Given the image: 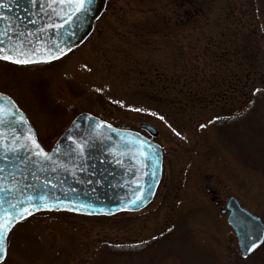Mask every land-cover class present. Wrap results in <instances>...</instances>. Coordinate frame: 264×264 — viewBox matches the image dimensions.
<instances>
[{
  "label": "rangeland",
  "instance_id": "obj_1",
  "mask_svg": "<svg viewBox=\"0 0 264 264\" xmlns=\"http://www.w3.org/2000/svg\"><path fill=\"white\" fill-rule=\"evenodd\" d=\"M1 60L0 91L47 148L86 111L152 125L163 162L143 209L35 213L0 264H264V243L242 258L220 212L234 197L264 224V0H105L57 62Z\"/></svg>",
  "mask_w": 264,
  "mask_h": 264
},
{
  "label": "water",
  "instance_id": "obj_2",
  "mask_svg": "<svg viewBox=\"0 0 264 264\" xmlns=\"http://www.w3.org/2000/svg\"><path fill=\"white\" fill-rule=\"evenodd\" d=\"M104 2L105 0H92V9L88 14L86 25L70 22L63 29H54L46 26L64 23L67 19L68 9L62 6L59 0L56 2L53 0H34V2L33 0H0V4L6 5V7L0 6V33L7 34L0 38L4 39V46L9 44L8 37L14 36L19 41L33 42L26 47L40 49L34 55H30L32 63L17 65L57 60L49 59L46 49L54 43H59L66 54L71 48L79 45L92 30L94 20L99 16ZM49 4H52V8L48 7ZM41 29L44 31L42 32ZM69 33L74 35L69 36ZM37 40L39 44L36 43ZM52 55L59 58L63 56L55 50ZM0 106L5 112L12 111L14 115L23 116L27 121L26 125H22L16 124L13 120L11 127L2 126L0 131L7 135L11 132V128L15 127L20 133L27 135L28 130L31 129L36 141L51 156L49 162L33 161L24 152L16 155L9 154L7 161L0 158V169H3L0 171V182L5 188L13 189L10 192H0V206L3 208L8 209L10 203L16 204L18 201L25 200L28 195L34 194V188L39 190L41 182L45 179H51L57 185L56 189L48 188L47 191H54L60 196L67 193L68 197L74 201L71 207L85 205L79 211H53L110 216L119 212L139 211L151 201L160 179L162 163L161 148L150 138L157 134L153 126L144 123L140 125L150 136L147 137L137 131L114 127L84 112L76 115L52 146L45 149L38 141L35 130L25 113L9 96L0 93ZM69 136H72V141L68 139ZM73 141L85 145L83 156L73 151L75 147ZM141 141L143 152L150 159L141 155L139 150ZM117 160L119 163L116 162ZM54 168L56 171H53ZM9 180L14 181V187ZM69 189L74 191L70 192ZM133 193L142 197L136 205L129 203V200L134 198ZM38 211L47 210L33 209L32 214ZM222 212H227L226 219L235 233L241 257H246L256 250L245 253L246 244L252 241L260 246L263 244L261 243L264 241L263 223L258 217L241 207L234 197L227 199Z\"/></svg>",
  "mask_w": 264,
  "mask_h": 264
},
{
  "label": "snow or ice",
  "instance_id": "obj_3",
  "mask_svg": "<svg viewBox=\"0 0 264 264\" xmlns=\"http://www.w3.org/2000/svg\"><path fill=\"white\" fill-rule=\"evenodd\" d=\"M53 2H56V0H53ZM59 3L62 6L67 7V19L64 20V23L51 24L46 27L63 29L66 24L70 22H76L78 24L86 25L88 14L92 9V0H59ZM0 6L6 7V5L3 4H0ZM48 7L52 8V4H49ZM53 11H55V9H53ZM57 15L59 14L57 13ZM41 31L43 32L44 29H41ZM3 35L7 34L0 33V36ZM68 35L71 36L74 35V33H69ZM8 39L9 44L7 46H4L5 41L4 39L0 38V59L15 64H28L33 62L29 58L30 55H34L40 49L37 47H26V45H32L33 42L31 40L19 41L16 40L14 36H9ZM36 43L39 44V40H37ZM53 50L59 52L61 56L65 54L64 48L61 47L59 43H54L51 47L46 49V51L49 53V59L59 58L58 56L52 55ZM13 120H15L16 124H27V121L23 116L14 115L12 111L5 112L4 108L0 106V127H11ZM201 127H203V125ZM68 139L70 141L73 140L72 136H69ZM21 141H23V143ZM73 143L75 145L73 151L78 155L83 156L85 145L75 141H73ZM139 150L141 155L150 159V157H147V154L143 152L142 141L139 143ZM20 152L26 153L28 158L32 159L33 161L39 160L43 162H49L51 160V156L49 155V153L45 152L41 145L36 141L35 135L31 132V129L28 130L27 135L20 133L15 127H12L11 132L7 135H5L3 131H0V158H3L5 161H7L9 159V154L16 155ZM116 162L119 163V160H117ZM0 171H3V169H0ZM53 171H56V169L54 168ZM37 179H39V177H37ZM9 183L13 184L14 187V181L9 180ZM56 187L57 185L54 184L51 179H45L41 182L39 190H36L34 188V194L28 195L25 200L18 201L16 204L10 203L8 209L0 206V261L4 260L6 256L7 237L11 232L12 227L20 220H23L27 216L32 215L33 209H43L47 211H79L80 209L85 207V205L83 204H80L78 207H71V204L74 201L68 197L67 193H65L63 196H60L57 195L54 191H47L48 188L56 189ZM12 190V188H5L4 184L0 182V192H10ZM69 191L73 192L74 189H69ZM133 196L134 198L130 199L129 203L136 205L137 202L142 199V197L136 195L135 193H133ZM261 243H264V241H262ZM259 246L260 245L255 241H252L250 244L245 245L244 251L245 253H251Z\"/></svg>",
  "mask_w": 264,
  "mask_h": 264
},
{
  "label": "flooded vegetation",
  "instance_id": "obj_4",
  "mask_svg": "<svg viewBox=\"0 0 264 264\" xmlns=\"http://www.w3.org/2000/svg\"><path fill=\"white\" fill-rule=\"evenodd\" d=\"M207 191H208V189H207ZM213 197H214V196L212 195L211 198H213ZM215 201H216V200H213L214 204H215ZM218 204H219V203L215 204V206H217Z\"/></svg>",
  "mask_w": 264,
  "mask_h": 264
}]
</instances>
